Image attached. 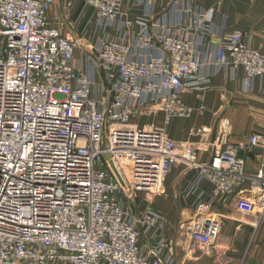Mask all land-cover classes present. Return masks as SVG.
I'll list each match as a JSON object with an SVG mask.
<instances>
[{
    "label": "built area",
    "instance_id": "obj_1",
    "mask_svg": "<svg viewBox=\"0 0 264 264\" xmlns=\"http://www.w3.org/2000/svg\"><path fill=\"white\" fill-rule=\"evenodd\" d=\"M78 1L93 17L87 39L50 27L55 0H0V264H167L166 218L126 202L164 193L177 165L192 173L193 195L206 186L177 228L190 256L219 239L215 205L264 215V157L254 171L239 157L259 136L201 163L167 132L192 111L181 95L218 74L264 82L261 50L228 30L220 6L175 0L157 15L155 0H134L133 21L123 0ZM150 113L161 127H139Z\"/></svg>",
    "mask_w": 264,
    "mask_h": 264
},
{
    "label": "crops",
    "instance_id": "obj_2",
    "mask_svg": "<svg viewBox=\"0 0 264 264\" xmlns=\"http://www.w3.org/2000/svg\"><path fill=\"white\" fill-rule=\"evenodd\" d=\"M173 1L155 0V13L158 15L166 11ZM194 1L205 9L216 7L215 0ZM220 7L227 20L228 30L245 33L264 54V0H223ZM122 10L127 19L134 21L140 16L142 7L137 6L134 0H123ZM47 20L51 28L70 39H87L92 30L91 10L78 0H55ZM181 101L192 111L187 118L170 122L167 132L172 140L196 147L198 161L205 163L226 146L245 144L252 135H257L261 138L260 146L251 155L239 153V157L245 159L246 170L256 169L257 157H264V82L258 79L252 83L241 79L228 82L223 74H218L202 90L183 93ZM147 118L149 122L155 120L160 123L159 127L162 126L161 113H150ZM192 183V173L185 166L177 165L165 179V192L169 201L165 203L161 198L154 199V208L171 220L166 232V240L171 248L163 254L167 264H177L186 257L185 252H180L176 246L178 236L182 233L177 229L178 224L184 220L177 224L174 222L182 215L190 219L194 196L206 188L204 183H200L193 195ZM164 204L168 208H164ZM228 207L234 208L233 200L213 208ZM237 223L235 227H231L233 223H230L224 228L216 246L188 257L189 264H264V230L260 232L259 229L253 230L251 226ZM242 252L247 253L246 258H240Z\"/></svg>",
    "mask_w": 264,
    "mask_h": 264
},
{
    "label": "rangeland",
    "instance_id": "obj_3",
    "mask_svg": "<svg viewBox=\"0 0 264 264\" xmlns=\"http://www.w3.org/2000/svg\"><path fill=\"white\" fill-rule=\"evenodd\" d=\"M222 3H223V0H215L216 6H222ZM131 123L134 124L135 123L134 120ZM138 125H139V127L143 128V129H155V128H159L160 123L156 122L155 120H151V122H149L148 118L145 117V120L144 119L140 120ZM156 198L157 199L161 198L162 200H164L165 203H167L169 201L165 191L162 194L139 193V194L133 196L132 201L126 202V206L129 207V209H131L132 212L134 214H136L137 216L144 213L147 209H152V210L158 212L154 208V206H156L154 203V199H156ZM163 206H164V208H168L167 204H164ZM210 212L212 213V216L215 217L217 220H219V222L221 223V233L224 231V228L226 226L230 225V223H233L231 225V227H235L234 225L237 222H238L237 223L238 225L240 224L243 226L244 225L245 226H251V228H253V230L259 229L260 232L262 230H264V215L256 216V215L247 214V213L240 214V213L236 212L235 208H232V207H228L226 209H219V208L214 209L213 208ZM158 213L162 215V213L160 211ZM227 214L228 215L232 214L233 216L227 217V216H225ZM164 217H165V215H164ZM166 220H167V224L165 226L164 234H163L165 238H166V232H167L168 225L170 224L169 222H171L170 219L166 218ZM180 220H184L183 222H185L186 220H189V216H187V215L179 216V219L177 221H175L174 224H177V222ZM221 233H220V236H221ZM220 236H219V238H220ZM178 239H179L178 243H176L177 248L180 250V252H185V255L187 257L191 258L190 254L188 253V247H189L188 246V240L186 239V235L184 234V232H182L178 236ZM218 240H217V242H218ZM216 243L213 246H216ZM186 247H187V250H186ZM246 254H247L246 252H242L240 255V258H246Z\"/></svg>",
    "mask_w": 264,
    "mask_h": 264
}]
</instances>
